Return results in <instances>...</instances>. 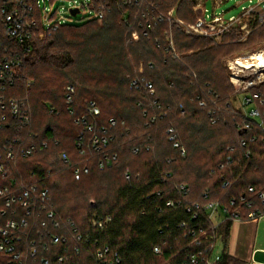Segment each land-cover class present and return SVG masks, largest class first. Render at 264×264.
<instances>
[{
    "label": "trees",
    "instance_id": "1",
    "mask_svg": "<svg viewBox=\"0 0 264 264\" xmlns=\"http://www.w3.org/2000/svg\"><path fill=\"white\" fill-rule=\"evenodd\" d=\"M158 2L157 12L165 17L173 8L185 23L197 17L191 0ZM147 20L144 5L113 3L101 25L90 21L63 26L48 35L35 32L19 80L10 89L9 96L26 101L30 124L21 127L10 120L0 126V165L7 171V176L0 173V188L38 185L47 189L45 204L51 206L53 218L48 220L38 205L26 218L27 242L38 240L37 232L40 236L63 235L70 245L76 243L78 234L89 238L90 246H82L78 264H95L96 243L117 252L122 264H183L195 249L188 246L180 228L181 223L190 222L188 206L210 201L228 206L232 199L247 195L250 187L264 190V130L257 125L245 129L246 120L231 104L233 88L221 63L244 50L231 42L212 47L206 40L187 37L167 18L149 31ZM132 33H137V40ZM254 33L253 41H257L252 47L256 48L264 40V27ZM167 37L181 60L167 51ZM139 63L144 65L143 75L138 74ZM133 78L151 83L153 94L131 90ZM28 81L32 82L29 87ZM67 85L75 87L72 115L64 100ZM199 99L208 105L200 107ZM90 101L100 110L96 129L109 127L110 119L116 123L110 129L114 140L105 151L118 158L111 168L100 170L102 154L88 149L80 154L77 147L82 129L75 119L87 112ZM210 109L216 114L214 124ZM170 128L185 158L180 155L181 147L169 141L166 132ZM91 136L84 133L86 141ZM42 143H47L46 149L21 156L31 145ZM6 147L13 148L14 160H6ZM60 154L67 156L68 163L60 160ZM85 166L87 174L82 172ZM75 169L81 171L79 180ZM80 180L97 185L96 190L82 193H90V198L69 187ZM224 181L229 184L222 188ZM167 200L181 205L168 208ZM95 216L110 217L111 222L102 230L94 229L91 219ZM198 216L196 224L210 226L203 210ZM222 232L225 245L227 225ZM155 246L160 254L154 253ZM61 251L62 246L49 244L39 256L52 262ZM31 263L27 259L26 264ZM220 264L239 262L223 251Z\"/></svg>",
    "mask_w": 264,
    "mask_h": 264
},
{
    "label": "built area",
    "instance_id": "2",
    "mask_svg": "<svg viewBox=\"0 0 264 264\" xmlns=\"http://www.w3.org/2000/svg\"><path fill=\"white\" fill-rule=\"evenodd\" d=\"M55 0H49L53 2ZM159 0H68V5L62 7L61 11L57 8L52 9L45 6V1L39 0H0V126L8 121H14L26 127L30 124V114L25 100L9 96L10 89H14L16 81L19 80L20 68L23 60L31 51L35 32H42L44 35L55 32L60 27L66 26L77 15L85 13L80 18V22H95L101 25L111 12V6L114 3H121L127 6L144 5L145 13L148 18L147 30L152 29V25L161 23L165 18L169 22H173L182 30L181 32L187 37L197 39H205L211 41L213 45H220L222 39L230 33L233 27H239L244 30L251 25H264V0H247L248 5L242 6L237 16L226 17V11L217 12L221 5L229 0H210L212 10L206 8L207 0H191L195 2L193 11L196 18L193 23L186 24L176 16V8L171 9L166 17L159 14ZM41 3L43 6H41ZM73 10L79 11L72 16ZM143 36L147 37V31L143 32ZM132 39H138L137 33H132ZM167 51L173 55V59L181 60V55L176 52L173 40L167 37ZM229 83L233 88V96L231 104L235 102L238 106L234 107L241 112V116L246 123L245 129H249L252 125H257L264 130V49L252 54L228 58L223 63ZM151 67V66H150ZM138 74L143 75L144 65L139 63ZM32 82L28 81L29 87ZM131 90L142 92L149 91L153 94L151 83L140 81L139 78H133L129 85ZM12 89V90H13ZM11 90V91H12ZM75 87L67 85L64 90L65 104L68 106L69 113L74 114L70 109ZM198 105L206 107L208 105L204 99H199ZM159 107V106H158ZM52 112V110L50 111ZM183 113V112H182ZM100 115L97 105L90 101L87 105V112L80 114L75 119V124L80 126L82 131L77 138V147L80 154L85 149L102 154L98 160V168L103 170L111 168L118 163L115 154H107L105 151L108 145L114 140V136L110 134V129L116 125L113 119L109 120V127H99L96 129L95 121ZM208 115L211 116L212 124L216 123V114L210 109ZM154 117L151 121H154ZM123 124V123H122ZM169 141L173 143V147L180 148L174 129L167 130ZM84 133H91L92 136L86 141ZM253 139H251L252 141ZM245 145V142H242ZM47 148V143L40 145H31L28 149L21 153L23 158L31 156L37 150ZM6 160L12 161L15 158L13 148H4ZM229 148V151H232ZM133 153H137L134 150ZM180 155L185 158L184 148H180ZM63 163H68L65 154L59 155ZM248 156V154L246 155ZM226 161L231 163V157L227 156ZM223 165L219 166V169ZM84 174L89 173L88 167L85 166L82 171ZM0 173L7 176L4 165H0ZM213 173V171H211ZM81 171L75 169L76 178L79 177ZM130 174L125 172V179H129ZM223 180V178H221ZM228 181L222 183V188L227 187ZM43 187L31 185L27 188L14 187L11 185L0 188V264H78V259L82 254V246H90V239H83L81 235L75 238L76 243L70 245L67 238L63 235L40 236L37 232L38 240L27 242V234L25 230L28 227L27 217H30L35 208L40 205L42 212L46 214V218L52 219L54 212L48 203L49 192ZM181 190H185V186H181ZM247 195L241 196L239 199H232L228 206L219 204L218 202H207L204 206L195 203L186 208V213L190 215L189 223H181L180 228L184 230L183 237L188 241V246L195 248L189 252L183 261V264H220L222 261V252L217 249L218 245V227L224 223L257 221L264 219V190H255L249 188ZM160 196V193L156 194ZM204 199L207 196L204 195ZM181 203H175L173 200H167L165 206L174 208L180 206ZM203 210L206 213L210 226H202L195 223L198 220V213ZM161 212L162 209L160 208ZM7 215L12 218L8 219ZM111 222L110 217H93L91 219L92 228L102 230ZM46 222H42V226ZM73 225V223H71ZM57 224L55 225V227ZM76 230L74 229V232ZM59 245L63 247V251L55 255V259L51 262L49 259L39 256L43 251H47L48 245ZM98 245L94 252L95 264H122L120 255L113 251L107 245ZM198 247H203L199 250ZM155 254H160L159 247L153 248ZM78 261V262H77Z\"/></svg>",
    "mask_w": 264,
    "mask_h": 264
},
{
    "label": "rangeland",
    "instance_id": "3",
    "mask_svg": "<svg viewBox=\"0 0 264 264\" xmlns=\"http://www.w3.org/2000/svg\"><path fill=\"white\" fill-rule=\"evenodd\" d=\"M42 1V0H39ZM45 1V6L47 8L51 7V4L53 3L52 9L56 10L57 8L61 11L62 7H66L68 5V0H55L52 3L49 2V0H44ZM193 2V1H192ZM212 2H210V0L206 1V8L211 11L212 10ZM193 5H195V2H193ZM248 5V1L247 0H229L227 2H225L223 5H221L218 9H216L217 12L220 11H226V17L229 18L231 16H237L240 11H241V7L242 6H246ZM41 6H43V4L41 3ZM194 8V7H193ZM85 13L79 14L76 16V18H74V20H72L70 23H68L66 26H71V25H78V24H83L84 22H80V21H76L79 20L80 18L84 17ZM189 24V23H186ZM253 26V28L251 29L249 26L247 27V29L242 30L239 27H233L229 32L227 33V35L222 39V43L220 45H213V43L211 41H208V43H210V45L212 47L214 46H221L226 44L227 42H231V43H235L240 45L241 48H239V51H243V54L237 55V56H244L245 54H252V53H256L257 51H260L262 49H264V40L260 41V45L259 47L253 48L252 45L257 41H253L254 35L256 33H254L255 31H257L258 29L264 27V25H258V24H253L251 25V27ZM232 34H234V38H232ZM193 38V37H191ZM197 39V38H196ZM205 40V39H202ZM262 42V43H261ZM191 54V53H189ZM226 59L222 60V65L224 63ZM235 105L234 107L238 106L236 104V102L233 104ZM76 180H79V178H76ZM84 183V184H83ZM69 187L71 189H73L74 191L79 192V194H81V197H87L90 198L91 194L90 193H86L82 196L83 192H88V190H96L98 187L97 185H95L94 183L88 184L87 181H78L77 183L75 182H71Z\"/></svg>",
    "mask_w": 264,
    "mask_h": 264
},
{
    "label": "crops",
    "instance_id": "4",
    "mask_svg": "<svg viewBox=\"0 0 264 264\" xmlns=\"http://www.w3.org/2000/svg\"><path fill=\"white\" fill-rule=\"evenodd\" d=\"M226 225L228 233L224 245L222 231ZM218 235L217 249L239 264H264V219L221 224Z\"/></svg>",
    "mask_w": 264,
    "mask_h": 264
},
{
    "label": "water",
    "instance_id": "5",
    "mask_svg": "<svg viewBox=\"0 0 264 264\" xmlns=\"http://www.w3.org/2000/svg\"><path fill=\"white\" fill-rule=\"evenodd\" d=\"M78 12H79V11H77V10H73V11L71 12V14H72V16H74V15H76Z\"/></svg>",
    "mask_w": 264,
    "mask_h": 264
}]
</instances>
